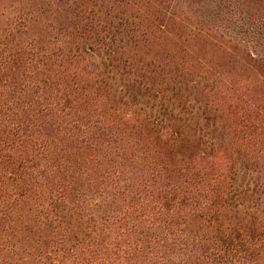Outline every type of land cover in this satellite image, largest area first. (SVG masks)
<instances>
[{
	"label": "trees",
	"instance_id": "1",
	"mask_svg": "<svg viewBox=\"0 0 264 264\" xmlns=\"http://www.w3.org/2000/svg\"><path fill=\"white\" fill-rule=\"evenodd\" d=\"M263 23L0 0V264H264Z\"/></svg>",
	"mask_w": 264,
	"mask_h": 264
},
{
	"label": "rangeland",
	"instance_id": "2",
	"mask_svg": "<svg viewBox=\"0 0 264 264\" xmlns=\"http://www.w3.org/2000/svg\"><path fill=\"white\" fill-rule=\"evenodd\" d=\"M224 1H226V0H224ZM196 5H198V4H196ZM224 5H225V4H224ZM198 8H199V7H198ZM231 8H232V9H231ZM231 8L228 7V9H230L229 12L232 13V14H235V16H236V14H237V13H236V12H237V9H235L234 4L231 5ZM233 8H234V9H233ZM195 9H197V8H195ZM235 10H236V11H235ZM263 25H264V23H263ZM219 26H220V28H219L220 30H223V31H226V30H227V25H225V26H224V25H219Z\"/></svg>",
	"mask_w": 264,
	"mask_h": 264
}]
</instances>
